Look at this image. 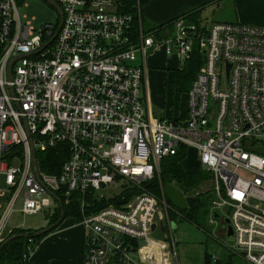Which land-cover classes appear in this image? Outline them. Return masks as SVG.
<instances>
[{
    "label": "built area",
    "instance_id": "built-area-1",
    "mask_svg": "<svg viewBox=\"0 0 264 264\" xmlns=\"http://www.w3.org/2000/svg\"><path fill=\"white\" fill-rule=\"evenodd\" d=\"M56 1L60 27L58 18L35 29L16 0H0V244L14 228L11 215L50 208L52 192L79 203L82 264H179L155 237V196L125 193L96 210L89 196L117 181L148 182L164 158L189 148L210 174L212 210H227L233 250L264 264V26H202L180 14L159 36L141 18L134 28L119 0ZM158 47L180 62L201 53L185 117L156 116L143 93L146 56ZM59 146L58 172L42 170L36 152ZM34 244L16 264L30 262Z\"/></svg>",
    "mask_w": 264,
    "mask_h": 264
},
{
    "label": "rangeland",
    "instance_id": "rangeland-1",
    "mask_svg": "<svg viewBox=\"0 0 264 264\" xmlns=\"http://www.w3.org/2000/svg\"><path fill=\"white\" fill-rule=\"evenodd\" d=\"M136 2L138 6L140 5L139 8L141 10L138 8L139 14L143 12L144 22L142 18L140 25L144 31H150L152 30V26L156 25L152 24L157 21L155 17L174 15V10L177 5L169 0H148L146 3L142 4H140L139 0H136ZM16 4L18 12L22 17V21L27 22L32 19L31 25L35 29H39L41 25L47 22H57V11L45 0H16ZM232 14V3L229 0H224L220 2V6H218L217 2L205 4L198 10V18L194 17V19H197L198 23L202 25L215 21L229 22L231 21ZM197 54H199V56ZM197 54H195L193 61H181L179 65H175V69H172L171 67L173 66L172 63L175 62L174 58L168 55L164 56L160 53V50L147 59L148 63L153 61L159 63L162 67L159 69L154 68L157 71L154 76H150L151 90L153 93L151 96L154 108L155 106L158 108V106L163 107L164 105L167 107L171 100L174 99L177 101L178 98H180V105L184 104L185 92L179 91V84L185 89L189 87V82L191 83L195 73L202 67L203 61L199 50L197 51ZM197 58H199L198 69H196V65L198 64V61L196 60ZM167 61L169 62V67L166 66ZM175 72L179 75L178 79H176V83L174 82ZM179 156L181 157L179 159V164L183 170L198 174H202V171L207 172L199 165L198 156L194 149L188 148L186 153L183 152ZM168 161L169 159L160 162L153 177L148 182L141 185H132L129 182L117 181L94 191L89 196L92 206L95 205L99 207L116 202V200L125 193L131 194L140 191L150 193L157 199L155 218L159 222L160 229H163V231L162 229L156 231L155 237L167 242L171 254L169 257L173 262H176L177 260V263L179 264H203V261L207 258L210 261V264H215L214 261L215 259L218 260V257L222 259L221 261H226V240L228 241V239L224 236V233L220 231V220L218 218H213L210 210L203 212L197 209L198 219L193 223L187 220L184 211L182 212L172 206L167 199L163 188L164 183L170 182L177 187L174 181H163L161 178L162 171L169 166ZM17 163V160L13 162L14 165ZM150 184L157 185L156 187L158 188L159 193L152 190L149 187ZM0 187L5 188L4 177L2 174L0 175ZM181 192L188 202L189 199L197 198L204 207L210 209L211 206H213L212 200L214 199V193L213 190H211L209 177H203L193 189ZM56 205L58 204L53 202L50 208H45L34 215H25L18 211L14 212L9 221L14 228L9 229L8 236L17 233L18 231L39 230L49 225L48 222H50V224L54 223L60 215V208H57ZM69 210L67 211L70 215L71 211ZM226 212V209H218V213L222 216H225ZM69 215L68 217H74ZM31 242L35 243L34 245L37 244L34 238H32V240L26 238L21 246L24 248ZM227 243L229 244V242ZM34 249L35 246L29 251V259L31 260L35 257ZM57 253L64 254L65 248L57 250ZM206 254H208V256H206ZM0 264H2L1 259Z\"/></svg>",
    "mask_w": 264,
    "mask_h": 264
},
{
    "label": "crops",
    "instance_id": "crops-1",
    "mask_svg": "<svg viewBox=\"0 0 264 264\" xmlns=\"http://www.w3.org/2000/svg\"><path fill=\"white\" fill-rule=\"evenodd\" d=\"M155 1V0H154ZM174 2L176 9L174 10V15L170 16H160L155 17L156 24L152 26V29L157 30V35L163 36L165 34V29L163 25L170 22L172 18L180 14H186L189 10L194 8L201 9L205 4L217 2L220 6V2L224 0H169ZM232 3L233 14L231 21L229 22H241L246 24H254L264 26V0H229ZM141 10V9H140ZM143 10V9H142ZM141 12L143 22L144 16ZM59 18V17H58ZM141 18V22H142ZM58 21V19H57ZM151 23V22H150ZM212 22L205 23L209 25ZM204 25V24H203ZM160 50V53L166 56L162 47H158L156 50H149L146 56V69L143 80V93L149 96L150 110L152 113H156V116H170V117H185L186 115V92L189 87L184 90H179L184 93V104L180 105V98L177 101L174 99L170 101V104L166 107L158 106L154 108L152 103V90L150 84V76H154V68H162L159 63L151 61L148 63L147 59L153 56ZM140 57V56H139ZM174 61L172 64V69H175V65H179L180 61L176 56H172ZM152 60V59H151ZM168 61L166 66H168ZM169 67V66H168ZM167 67V68H168ZM191 84V83H190ZM212 215L215 211L212 208H208ZM216 219V218H215ZM221 222V221H220ZM224 233L222 229H220ZM83 242H84V229L78 224L74 217H66L63 221L51 232L44 235L35 245L34 258L31 260V264H82V254H83ZM226 240V261H221L222 259L218 257V264H249L241 256L237 255L232 246L227 243ZM65 248V253H57V250ZM54 252V253H53ZM217 260V259H215Z\"/></svg>",
    "mask_w": 264,
    "mask_h": 264
},
{
    "label": "trees",
    "instance_id": "trees-1",
    "mask_svg": "<svg viewBox=\"0 0 264 264\" xmlns=\"http://www.w3.org/2000/svg\"><path fill=\"white\" fill-rule=\"evenodd\" d=\"M139 1H140V4H142V3H146L148 0H139ZM117 8L121 12L131 14L133 17V26H134V28H137V23L139 21V18H142V16H141V13L139 14V12H138V5H137L136 0H119ZM198 10H199V8L198 9L197 8L191 9L185 14V16H187L189 21L198 23L197 19H194V17L198 18V16H197ZM198 24H200V23H198ZM200 25H202V24H200ZM202 26H205V25H202ZM195 54H197L196 49L192 52L190 57L186 60H189V62L193 61L195 58ZM197 55L199 56V54H197ZM186 60H185V62H186ZM196 60L198 61L197 62L198 64L196 65V69H198L199 58H197ZM178 76L179 75L175 72L174 73V82L175 83L177 82L176 79H178ZM188 86H190V82H189ZM184 89L185 88L181 84H179V90L182 91ZM182 153H183V151L179 152L176 155L166 157L162 160V161H166L169 159V161H168L169 166H168V168H164V170L161 173V178L163 181H174L177 185V188L180 191H189L190 189H193L194 187H196L198 185L199 181L203 177L204 178L209 177V179H210V174L202 171V174H203V176H202V174L193 173V172L191 173V172H187V171L183 170L179 164V159L181 158L179 155ZM36 157L38 159L39 166L42 170H44L48 173H57L59 170L60 163L63 160V158L65 157V152L63 151L61 146H59L58 148H55V149H49V150L40 151V152L37 151ZM156 186L157 185L150 184L149 187L152 190H154L155 192L157 191V193H159V190ZM70 199H71V201L68 203L69 205L65 204L64 202L62 203L63 210H64V217L65 218L68 217L69 214H68L67 210L70 209L69 211H71V214L69 216H74V218H78L79 203L73 195L70 197ZM62 201H64L63 197H62ZM187 203H188V207L184 211L185 212L184 214H185V217L187 218V220H189L193 223H195L196 219H198L197 209H199L203 212H207V210H208V208L204 207L201 204L200 200L197 198L196 199H194V198L189 199V202L187 201ZM56 206H57V208L59 207L58 205H56ZM99 207L93 205V206H91L90 210H96ZM48 224H50V222H48ZM29 231L32 232V231H36V230H29ZM19 232H27V231H18L17 233H19ZM43 236L44 235L34 237L35 242L37 243ZM24 239H26V237L17 238L15 240H12L11 242H9L8 244H6L4 246V248L0 251V259L2 261V264H16L20 260V258L22 257L23 251H24L23 250L24 248L21 246ZM206 256H208V254H206ZM214 262H215V264H218V260L217 261L215 260ZM27 264H31V263L29 262ZM203 264H210V261L206 258L203 261Z\"/></svg>",
    "mask_w": 264,
    "mask_h": 264
},
{
    "label": "water",
    "instance_id": "water-1",
    "mask_svg": "<svg viewBox=\"0 0 264 264\" xmlns=\"http://www.w3.org/2000/svg\"><path fill=\"white\" fill-rule=\"evenodd\" d=\"M47 1L51 6L54 7V9L57 11L58 13V17H59V23H58V28L61 25V21H62V9L60 4L56 1V0H45ZM55 35H53L52 39L54 38ZM15 61V59H12L9 64H8V70H7V79L8 81L11 80V67H12V63ZM30 147L32 150V165H33V169L34 172L36 173V175H38V168H37V164H36V158L34 155V146L32 143H30ZM164 192L165 195L167 197V199L169 200V202L171 203L172 206L176 207L177 209H179L180 211H185L188 207V203L187 200L185 199V197L183 196L182 192L176 187L174 186L172 183L170 182H165L164 183ZM51 196L54 198V200L57 202L59 208H60V215L59 218L52 224H49L39 230L36 231H27V232H19V233H14L9 235L1 244H0V251L4 248V246L6 244H8L9 242H11L12 240H15L17 238H34V237H38L41 235H45L49 232H51L52 230H54L65 218L64 217V210H63V205H62V200L54 193H50ZM213 218H218L221 222V226L220 229H222L224 231V236L228 239L229 245H232L233 243V227L230 224V220L227 216L222 217L220 213L215 212L213 215ZM156 227V224L153 223L151 225V229L154 230Z\"/></svg>",
    "mask_w": 264,
    "mask_h": 264
}]
</instances>
